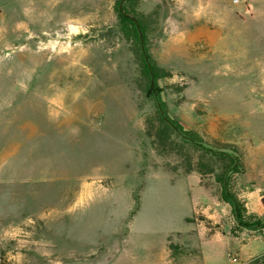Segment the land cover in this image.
I'll list each match as a JSON object with an SVG mask.
<instances>
[{"label":"rangeland","instance_id":"obj_1","mask_svg":"<svg viewBox=\"0 0 264 264\" xmlns=\"http://www.w3.org/2000/svg\"><path fill=\"white\" fill-rule=\"evenodd\" d=\"M120 2L0 0V264H240L203 241L264 237L223 198L264 206V0H126L136 34Z\"/></svg>","mask_w":264,"mask_h":264},{"label":"crops","instance_id":"obj_2","mask_svg":"<svg viewBox=\"0 0 264 264\" xmlns=\"http://www.w3.org/2000/svg\"><path fill=\"white\" fill-rule=\"evenodd\" d=\"M244 203L246 207L247 216H254L257 218L264 213V206L262 205V201L260 200V198L255 199L251 202L244 201ZM191 214H192V210L186 217L190 216ZM186 217H184L183 220ZM240 235H243V233ZM222 237L232 238L238 241V243L240 244V249H239L240 253L236 255L235 263L253 264L255 260L264 256V237L263 236H255L253 238L243 241L242 236H237V237L232 236L231 237L226 234H219L216 232L210 237H207V239H205L202 244L207 243L211 239L222 238Z\"/></svg>","mask_w":264,"mask_h":264},{"label":"trees","instance_id":"obj_3","mask_svg":"<svg viewBox=\"0 0 264 264\" xmlns=\"http://www.w3.org/2000/svg\"><path fill=\"white\" fill-rule=\"evenodd\" d=\"M119 10H120V13H121V15H120L121 18H123L124 21L128 22L132 26L133 31L136 34V30L134 28L135 26L132 23V21H131L130 17L128 16V14H126L125 8L122 6L121 9L119 8ZM151 69H152V73L154 74V76H156L154 68L151 67ZM149 70L150 69L147 67V64L145 63V61H143V71H144L145 75L147 76V78H149V83H148V86H147V94L149 96H154L155 93H156V87L150 81ZM157 114L159 115L158 112H157ZM161 122L164 123L162 120H161ZM172 125L174 126V128H175V130L177 132L182 133V129L177 124L173 123ZM184 136H186V134H184ZM184 143L187 144V145H190L193 149H196V148L200 147V149H202V150H204V151H206L208 153H211V151H209V149H207V147L202 145L201 142L198 143L197 139L194 138V137H187V139H184ZM238 168H239V165L237 163L236 165L233 164V167H229L228 169L221 168V171H222L223 174H225L227 172L231 173V172H233L234 169L236 170ZM223 198H224V200L227 203H229L232 206L233 215H234L236 221H238L240 223L242 221V218H243L242 214H244V215L246 214V211H245L244 207L240 204V202L238 201V199L235 196L227 193L225 190L223 191ZM257 224H263L264 225V220H258ZM253 264H264V256L259 258V259H257V260H255Z\"/></svg>","mask_w":264,"mask_h":264},{"label":"water","instance_id":"obj_4","mask_svg":"<svg viewBox=\"0 0 264 264\" xmlns=\"http://www.w3.org/2000/svg\"><path fill=\"white\" fill-rule=\"evenodd\" d=\"M124 1H125V0H121L120 5H119V8H120V9L122 8V4H123ZM135 24H136V23H135ZM136 26H137V24H136Z\"/></svg>","mask_w":264,"mask_h":264},{"label":"built area","instance_id":"obj_5","mask_svg":"<svg viewBox=\"0 0 264 264\" xmlns=\"http://www.w3.org/2000/svg\"><path fill=\"white\" fill-rule=\"evenodd\" d=\"M230 260H231L233 263L236 262V259H235V258H231Z\"/></svg>","mask_w":264,"mask_h":264}]
</instances>
